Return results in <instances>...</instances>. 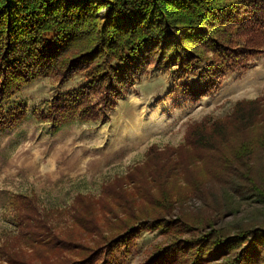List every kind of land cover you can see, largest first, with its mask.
<instances>
[{
	"label": "rangeland",
	"instance_id": "rangeland-1",
	"mask_svg": "<svg viewBox=\"0 0 264 264\" xmlns=\"http://www.w3.org/2000/svg\"><path fill=\"white\" fill-rule=\"evenodd\" d=\"M84 84V73L65 83L56 76L39 77L23 84L8 102L23 105L27 115L15 128L0 131V264L80 262L136 230L126 245L105 250L94 264H159L158 252L172 243L196 240L212 230L234 234L264 227L261 148L253 158L257 185L214 175L203 163L205 155L201 163L179 168L165 186L177 199H172L174 209L166 214L157 210L172 223L170 231L151 229L149 218L130 220L123 207L136 206V215L151 217L156 191L137 196L135 186L126 185L121 207L112 196L117 190L104 192L116 181L124 185L133 171L152 172L150 149L175 150L192 125L223 119L242 101L264 100V52L228 72L213 92L196 98L185 94L192 81L174 80L169 70L153 63L107 119L54 129L49 119L53 97ZM175 257L178 264L186 259L181 252Z\"/></svg>",
	"mask_w": 264,
	"mask_h": 264
},
{
	"label": "trees",
	"instance_id": "trees-1",
	"mask_svg": "<svg viewBox=\"0 0 264 264\" xmlns=\"http://www.w3.org/2000/svg\"><path fill=\"white\" fill-rule=\"evenodd\" d=\"M262 52L264 0H0V131L26 118L23 105L8 102L23 84L39 77L56 76L65 83L84 73V85L50 102L49 119L57 129L107 119L153 63L169 70L174 80L192 81L185 94L196 98L213 92L228 72ZM262 105L263 99L242 101L223 119L192 125L179 148L167 153L150 149L152 172L133 171L124 185L116 181L104 192L117 190L112 196L121 207L126 185L133 184L137 196L156 191L151 217L136 215V206L123 207L130 220L149 218L151 229L170 231L172 223L157 210L174 209V194L165 186L185 164L201 163L205 155L203 163L214 175L257 185L253 158L257 148L264 150ZM226 231L161 248L159 264H178L176 252L186 258L183 264H264V227ZM131 235L68 264H94L105 250L126 245Z\"/></svg>",
	"mask_w": 264,
	"mask_h": 264
}]
</instances>
